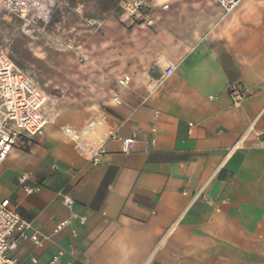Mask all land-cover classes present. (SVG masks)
<instances>
[{
	"label": "crops",
	"instance_id": "obj_1",
	"mask_svg": "<svg viewBox=\"0 0 264 264\" xmlns=\"http://www.w3.org/2000/svg\"><path fill=\"white\" fill-rule=\"evenodd\" d=\"M67 1L83 22L87 5L97 18L108 5L114 19L118 0ZM140 1L158 10L137 13L153 26L131 31L139 40L124 51L139 56L125 60L129 80L108 110L80 102L74 118L21 136L1 167L0 200L30 225L15 233L11 256L19 264L56 256L57 264H264V0L230 12L211 0ZM80 25L71 30L86 38ZM90 33L82 52L100 49ZM232 87L246 97L238 102ZM110 130L135 140L131 152ZM101 146L107 152L94 164ZM22 176L42 190L24 195Z\"/></svg>",
	"mask_w": 264,
	"mask_h": 264
},
{
	"label": "rangeland",
	"instance_id": "obj_2",
	"mask_svg": "<svg viewBox=\"0 0 264 264\" xmlns=\"http://www.w3.org/2000/svg\"><path fill=\"white\" fill-rule=\"evenodd\" d=\"M102 7L106 15L100 13L97 18L94 6L87 5L89 16L83 22H77L75 10L64 27L69 31L67 36L51 37L31 32L10 16L0 24V52H7L16 66L28 73L47 96L48 125L61 117L74 118L73 111L80 102L96 105L101 114L108 110L109 100L114 99L120 86L129 80L126 76L132 70L125 67V60L139 56L137 52L124 51L125 45L139 40V36H129L131 31L142 25L153 26L150 20L137 19V13L149 16L158 10L149 2L118 0L115 6H110L114 19H108L109 6ZM77 23L82 24L79 29L89 31V36L82 37L75 31L79 27ZM92 30L98 33L100 49L94 53L90 48L82 52L78 43L83 41L90 47Z\"/></svg>",
	"mask_w": 264,
	"mask_h": 264
},
{
	"label": "built area",
	"instance_id": "obj_3",
	"mask_svg": "<svg viewBox=\"0 0 264 264\" xmlns=\"http://www.w3.org/2000/svg\"><path fill=\"white\" fill-rule=\"evenodd\" d=\"M243 0H211L220 10L230 12ZM140 5V4H139ZM67 0H0V24L6 17L14 19L19 25L31 32L44 33L51 37L62 35L68 18L74 13ZM173 68L167 69L171 74ZM231 92L240 102L246 93L239 87H232ZM48 98L39 88L34 79L16 66L7 52H0V169L16 145V141L25 136L32 138L41 135L49 123L47 111ZM89 124L88 128H92ZM64 133L78 144V135L72 128H65ZM109 140H119L124 153H129L135 146L133 138L122 139L119 134L110 130ZM101 146L92 155L94 164H98L106 154ZM19 189L26 196H32L42 190L40 185H30L27 176L18 181ZM63 202L68 208L75 205L69 196H63ZM66 223H60L55 232L61 231ZM30 227L19 216L9 199L0 200V264H19L11 256L17 249L16 232H24ZM31 239L39 244L38 236ZM58 256L49 264H57ZM35 263L36 261L33 260Z\"/></svg>",
	"mask_w": 264,
	"mask_h": 264
}]
</instances>
